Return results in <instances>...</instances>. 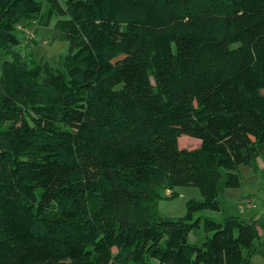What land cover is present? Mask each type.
Segmentation results:
<instances>
[{"label": "trees", "instance_id": "trees-1", "mask_svg": "<svg viewBox=\"0 0 264 264\" xmlns=\"http://www.w3.org/2000/svg\"><path fill=\"white\" fill-rule=\"evenodd\" d=\"M47 1L69 45L61 68L19 38L41 1L0 0V264L264 257V219L220 201L239 165L264 163V0ZM178 185L201 198L155 217Z\"/></svg>", "mask_w": 264, "mask_h": 264}, {"label": "rangeland", "instance_id": "rangeland-1", "mask_svg": "<svg viewBox=\"0 0 264 264\" xmlns=\"http://www.w3.org/2000/svg\"><path fill=\"white\" fill-rule=\"evenodd\" d=\"M41 1V20L36 24H29L30 29L34 31L33 40L31 37L20 35V39L25 42L26 58L33 54L37 59L42 58L43 62L52 68H61L63 58L69 53L68 41L64 32L56 23L59 16L55 12L48 15V1ZM63 6L65 0H58ZM33 56V57H34ZM9 58L0 53V63ZM179 147L193 148L199 144V139L186 134H181L177 138ZM256 163L260 169H253L247 165H239L237 172L240 174L241 183L238 187H223L220 195V201L228 214L236 215L246 219L257 218L264 219V178L262 176L263 160L258 157ZM174 193L171 196H165L161 193L154 202V216L160 218H181L186 212V200L189 198L200 199L201 193L195 185H178L173 188ZM255 204L249 207L250 203ZM207 215L214 219H221L222 212L217 211H200L196 215ZM259 238L257 239L258 247L264 249V221H261ZM191 241L199 238L189 237ZM250 264H264V257L260 253L252 256Z\"/></svg>", "mask_w": 264, "mask_h": 264}, {"label": "built area", "instance_id": "built-area-1", "mask_svg": "<svg viewBox=\"0 0 264 264\" xmlns=\"http://www.w3.org/2000/svg\"><path fill=\"white\" fill-rule=\"evenodd\" d=\"M18 28L21 29L22 31H24L28 36H32V32L26 28H24L23 26L18 25ZM166 193H169V190H166ZM252 203H250V205H247L249 207H253L255 206V204L253 203V200H251Z\"/></svg>", "mask_w": 264, "mask_h": 264}, {"label": "crops", "instance_id": "crops-1", "mask_svg": "<svg viewBox=\"0 0 264 264\" xmlns=\"http://www.w3.org/2000/svg\"><path fill=\"white\" fill-rule=\"evenodd\" d=\"M24 28H26V29L30 30V31L32 32V36H33V34H34L33 32H34V31H33L32 29H30V27H29V26H24ZM23 33L25 34V36H24V37H26V38H27V37H32V36H28V35H27V34H26L24 31H23ZM23 33H22V34H23ZM24 34H23V35H24ZM32 40H33V38H32ZM24 42H26V40H25Z\"/></svg>", "mask_w": 264, "mask_h": 264}]
</instances>
